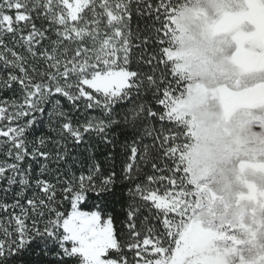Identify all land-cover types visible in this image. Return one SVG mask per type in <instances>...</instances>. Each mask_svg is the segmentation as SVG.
Segmentation results:
<instances>
[{
    "label": "snow or ice",
    "instance_id": "obj_1",
    "mask_svg": "<svg viewBox=\"0 0 264 264\" xmlns=\"http://www.w3.org/2000/svg\"><path fill=\"white\" fill-rule=\"evenodd\" d=\"M261 16L264 0H0V264H226L240 241L214 205L264 169V105L227 103L251 89L236 58ZM247 75L264 88V66Z\"/></svg>",
    "mask_w": 264,
    "mask_h": 264
},
{
    "label": "rangeland",
    "instance_id": "obj_2",
    "mask_svg": "<svg viewBox=\"0 0 264 264\" xmlns=\"http://www.w3.org/2000/svg\"><path fill=\"white\" fill-rule=\"evenodd\" d=\"M260 30L255 36V48L258 51L249 50L250 40L242 39L239 44V52L236 58V69L245 74V78L252 85L250 90L237 95L227 97L229 105L240 108H251L264 105V88L257 86L254 77L247 75L264 66V16L259 19ZM246 45L248 47H246ZM222 109L217 108L216 111ZM233 125L240 120L238 113L230 117ZM227 201V207L220 201L214 205L218 213L226 212V220L230 224L225 225V231L233 229L230 235L236 236L240 241L224 252L226 264H264V169L247 171L242 177L233 182L232 188L227 193H222ZM221 220L220 215L205 214L204 220ZM207 236L198 228H194L187 235L186 249L189 252H199Z\"/></svg>",
    "mask_w": 264,
    "mask_h": 264
}]
</instances>
